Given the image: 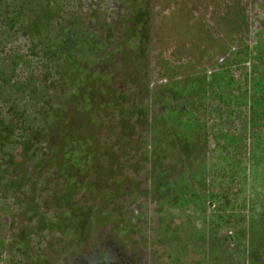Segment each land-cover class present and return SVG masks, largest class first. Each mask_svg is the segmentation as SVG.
Listing matches in <instances>:
<instances>
[{
	"label": "rangeland",
	"instance_id": "1",
	"mask_svg": "<svg viewBox=\"0 0 264 264\" xmlns=\"http://www.w3.org/2000/svg\"><path fill=\"white\" fill-rule=\"evenodd\" d=\"M0 264H264V0H0Z\"/></svg>",
	"mask_w": 264,
	"mask_h": 264
},
{
	"label": "trees",
	"instance_id": "2",
	"mask_svg": "<svg viewBox=\"0 0 264 264\" xmlns=\"http://www.w3.org/2000/svg\"><path fill=\"white\" fill-rule=\"evenodd\" d=\"M259 110H257V109H253V113H254V115L252 116V119H251V121H252V123L254 122L255 123V119H256V116H257V114L259 115ZM257 152L254 154V156L255 157H257Z\"/></svg>",
	"mask_w": 264,
	"mask_h": 264
}]
</instances>
